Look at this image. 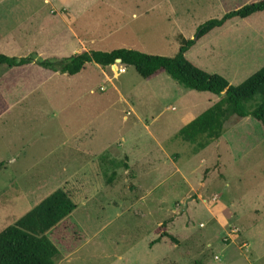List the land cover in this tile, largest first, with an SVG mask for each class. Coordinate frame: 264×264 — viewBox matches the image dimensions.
I'll return each mask as SVG.
<instances>
[{
	"label": "rangeland",
	"instance_id": "1",
	"mask_svg": "<svg viewBox=\"0 0 264 264\" xmlns=\"http://www.w3.org/2000/svg\"><path fill=\"white\" fill-rule=\"evenodd\" d=\"M237 2L0 0V54L34 60L0 65V231L61 188L77 208L48 233L57 264H264L259 121L231 115L201 148L178 132L221 95L133 66L89 62L70 76L36 63L120 48L173 57ZM185 56L242 83L264 66V11L214 28Z\"/></svg>",
	"mask_w": 264,
	"mask_h": 264
},
{
	"label": "trees",
	"instance_id": "2",
	"mask_svg": "<svg viewBox=\"0 0 264 264\" xmlns=\"http://www.w3.org/2000/svg\"><path fill=\"white\" fill-rule=\"evenodd\" d=\"M262 11H264V0H257L227 12L220 19L206 21L197 28L195 39H180V48L173 57L149 55L133 49L120 48L110 52L84 51L53 60L37 59L36 63L46 69L70 76L79 73L89 62L102 67L114 64L124 67L133 66L145 80H152L166 73L185 89L221 95L218 102L188 122L178 132L185 141L198 142V146L204 148L222 135L224 125L231 115L236 121L250 115L261 123L264 131V66L242 83L232 85L223 76L200 69L189 61L185 54L197 40L214 28L223 26L233 18L245 19ZM32 61L34 60L31 56L16 57L0 54V65L9 67L26 65ZM257 94L261 96V101L255 108L248 109L246 104ZM6 108L7 104L0 96V115ZM3 165L4 162L0 161V168ZM114 175L113 173L108 181H111ZM76 208L77 204L61 188L46 196L12 225L0 231V264H57L61 252L49 238L48 233ZM166 223L162 224L163 228ZM161 236L175 240L167 232H162ZM157 241L158 239L151 244Z\"/></svg>",
	"mask_w": 264,
	"mask_h": 264
},
{
	"label": "crops",
	"instance_id": "3",
	"mask_svg": "<svg viewBox=\"0 0 264 264\" xmlns=\"http://www.w3.org/2000/svg\"><path fill=\"white\" fill-rule=\"evenodd\" d=\"M47 1H49V0H44V2H47ZM250 2H253V0H238V5L237 6H235V8H233V9H237V8H239V7H241V6H243V5H245V4H247V3H250ZM42 11H43V9H41ZM40 11V10H39ZM31 16H33V14H30L29 15V17H31ZM28 17V16H27ZM27 65V64H26ZM22 66H25V65H22ZM9 67V66H8ZM14 67H21V66H14ZM89 92L90 93H92V91L91 90H89ZM78 152V151H77ZM76 210V209H75ZM72 215V214H71ZM71 215H69L67 218H70V216ZM67 218H65V219H63L57 226H59L62 222H64ZM60 250V249H59ZM61 251V250H60Z\"/></svg>",
	"mask_w": 264,
	"mask_h": 264
},
{
	"label": "built area",
	"instance_id": "4",
	"mask_svg": "<svg viewBox=\"0 0 264 264\" xmlns=\"http://www.w3.org/2000/svg\"><path fill=\"white\" fill-rule=\"evenodd\" d=\"M118 69H119V71H121V72H125L124 67H120V68H118Z\"/></svg>",
	"mask_w": 264,
	"mask_h": 264
}]
</instances>
